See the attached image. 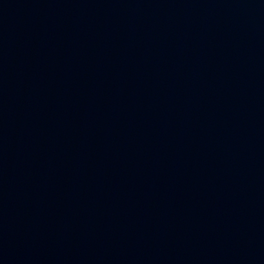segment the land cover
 <instances>
[{
    "label": "water",
    "instance_id": "water-1",
    "mask_svg": "<svg viewBox=\"0 0 264 264\" xmlns=\"http://www.w3.org/2000/svg\"><path fill=\"white\" fill-rule=\"evenodd\" d=\"M0 264H264V0H0Z\"/></svg>",
    "mask_w": 264,
    "mask_h": 264
}]
</instances>
